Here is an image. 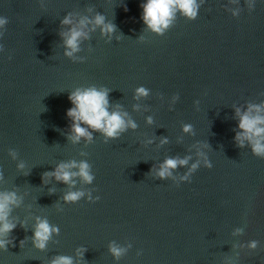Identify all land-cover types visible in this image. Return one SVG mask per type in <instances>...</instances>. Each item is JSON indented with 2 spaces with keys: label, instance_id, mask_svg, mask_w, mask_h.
<instances>
[{
  "label": "water",
  "instance_id": "95a60500",
  "mask_svg": "<svg viewBox=\"0 0 264 264\" xmlns=\"http://www.w3.org/2000/svg\"><path fill=\"white\" fill-rule=\"evenodd\" d=\"M143 3L0 0V195L16 197L0 264H264V158L235 139L237 110L264 116V0H195L194 19L176 9L160 33ZM72 27L86 36L68 57ZM89 88L136 127L106 138L81 123L91 140L70 139L68 96ZM170 158L187 164L160 179ZM72 163L70 183L44 176ZM45 220L56 231L40 250Z\"/></svg>",
  "mask_w": 264,
  "mask_h": 264
},
{
  "label": "clouds",
  "instance_id": "9594fccd",
  "mask_svg": "<svg viewBox=\"0 0 264 264\" xmlns=\"http://www.w3.org/2000/svg\"><path fill=\"white\" fill-rule=\"evenodd\" d=\"M143 10L142 20L144 24L154 32L160 33L163 28H167L171 18L174 15L176 9H179L189 19H194L197 14V6L195 0H146V3L141 5ZM6 19H0V26L6 24ZM63 25H71L72 20L69 16H66L61 22ZM87 23L82 20L80 27ZM95 24L97 26H103L102 32H112L114 30L113 25H105L104 17L97 15L95 18ZM86 34L78 30L75 27L70 28V31L62 34L64 39V46L66 48L65 55L71 57L73 53L79 50V41L81 37H85ZM137 94L140 96H146L147 91L141 87L137 90ZM68 100L73 105L67 111V117L72 120L71 132L73 135L70 137L73 141H78L80 138H87L91 140V133L87 131L90 128L94 131L101 132L106 138H116L119 133L125 131L127 127L131 126L135 128L136 125L129 121L127 124L122 118L119 112L108 111V100L107 93L105 91H98L95 88H89L85 90H77L68 96ZM253 108H249L248 112L243 115L237 110L239 116L238 127L240 132L236 134V141L239 147H244V141L247 140L251 146L252 153L257 156L264 158V116L251 115ZM255 111L259 113L260 107H255ZM81 123L87 126L81 127ZM149 123L151 119L149 118ZM188 128H185L187 131ZM15 155L14 153H10ZM187 164V160L167 159L161 165L157 176L160 179H165L172 175V171L177 168L178 165L183 166ZM75 163L72 164H61L52 173H45L44 176H53L58 182L70 183L71 179L77 173H72L68 169L76 167ZM22 167V165H21ZM211 168V165L208 164ZM193 170L196 165L192 166ZM78 175L82 178L85 183H91L93 177L89 173V165L85 162L79 164ZM83 195L81 192H69L65 195L64 199L66 202H75ZM16 202L14 193H6L0 195V233H10L16 227L15 225L7 223V216L9 214V205ZM56 229L52 228L49 223L45 221H39L33 232V244L36 248L43 250L46 247V242L49 240L50 235ZM9 241H0V248L7 249ZM255 242L250 247L255 248ZM110 251L115 257L121 255V249L117 247H111ZM51 264H73L70 257L57 256Z\"/></svg>",
  "mask_w": 264,
  "mask_h": 264
}]
</instances>
